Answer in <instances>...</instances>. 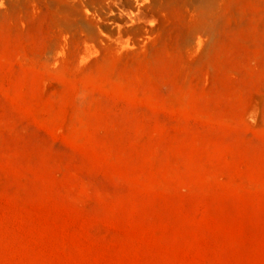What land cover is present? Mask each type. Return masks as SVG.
Returning a JSON list of instances; mask_svg holds the SVG:
<instances>
[{
    "label": "rangeland",
    "instance_id": "374dc122",
    "mask_svg": "<svg viewBox=\"0 0 264 264\" xmlns=\"http://www.w3.org/2000/svg\"><path fill=\"white\" fill-rule=\"evenodd\" d=\"M0 264H264V0H0Z\"/></svg>",
    "mask_w": 264,
    "mask_h": 264
}]
</instances>
